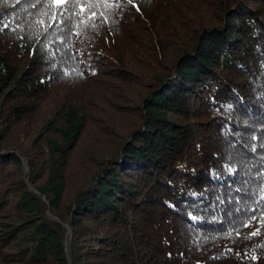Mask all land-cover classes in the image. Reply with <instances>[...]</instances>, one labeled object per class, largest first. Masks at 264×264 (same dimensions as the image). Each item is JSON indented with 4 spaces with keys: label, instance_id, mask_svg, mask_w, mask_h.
<instances>
[{
    "label": "trees",
    "instance_id": "obj_1",
    "mask_svg": "<svg viewBox=\"0 0 264 264\" xmlns=\"http://www.w3.org/2000/svg\"><path fill=\"white\" fill-rule=\"evenodd\" d=\"M68 255L264 264V0H0V264Z\"/></svg>",
    "mask_w": 264,
    "mask_h": 264
},
{
    "label": "rangeland",
    "instance_id": "obj_2",
    "mask_svg": "<svg viewBox=\"0 0 264 264\" xmlns=\"http://www.w3.org/2000/svg\"><path fill=\"white\" fill-rule=\"evenodd\" d=\"M111 145H112V148L114 149L116 146V143L113 142V144H104V145L100 146V148L95 153H92V155L84 154V152L82 150L81 153L78 152V153H80V154H78L79 156H74V162H75L74 166L77 165V167L79 169H82V167L84 165H87L86 170L83 169V171L78 175L80 177L79 178V182H80L79 186H81L83 183H85V184L90 183L94 179L95 174H97L100 171V168H102V169L104 168L103 165L107 162V159L110 158V156L112 155ZM102 151H104V152H102ZM22 158H23V164L25 167V170L23 173H24V175H26V182L28 183L30 188L33 189V185L30 183L31 165H30L29 160L26 156L23 155ZM88 161H90V162H88ZM73 176L74 175L72 174L71 176L68 175L66 177V179H67L66 188L68 187V190H67L68 192L70 191L69 190L70 188H73L76 185L77 178L73 177ZM66 228H67V226H66ZM67 229H68V231H67V235H66V239H65V250H66L67 254H69V248H70V243H71V239L73 236V232L70 229V227H68ZM67 240H68V247H66ZM68 260H69V263L72 264V260H71L70 256H69Z\"/></svg>",
    "mask_w": 264,
    "mask_h": 264
},
{
    "label": "snow or ice",
    "instance_id": "obj_3",
    "mask_svg": "<svg viewBox=\"0 0 264 264\" xmlns=\"http://www.w3.org/2000/svg\"><path fill=\"white\" fill-rule=\"evenodd\" d=\"M71 2L72 8L74 9L76 7V0H53V3L56 5L57 8H63L65 3ZM129 3H131V0H128ZM93 8V5H87V8L85 6H81L80 13L83 14L86 10H91ZM92 15L95 16L96 13L92 12ZM103 15V13H101ZM55 19V17H53Z\"/></svg>",
    "mask_w": 264,
    "mask_h": 264
},
{
    "label": "water",
    "instance_id": "obj_4",
    "mask_svg": "<svg viewBox=\"0 0 264 264\" xmlns=\"http://www.w3.org/2000/svg\"><path fill=\"white\" fill-rule=\"evenodd\" d=\"M67 226V228L69 227L68 225H66ZM66 247H68V240H67V242H66Z\"/></svg>",
    "mask_w": 264,
    "mask_h": 264
}]
</instances>
